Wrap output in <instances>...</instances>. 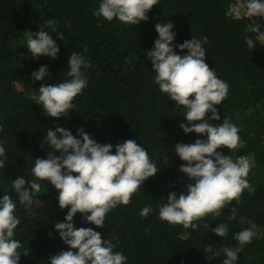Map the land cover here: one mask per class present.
I'll list each match as a JSON object with an SVG mask.
<instances>
[{
    "label": "trees",
    "instance_id": "trees-1",
    "mask_svg": "<svg viewBox=\"0 0 264 264\" xmlns=\"http://www.w3.org/2000/svg\"><path fill=\"white\" fill-rule=\"evenodd\" d=\"M99 2L0 0V142L7 158L0 169V195L7 191L16 202L15 215L20 224L13 238L20 241L18 264H48L50 256L68 250L53 227L67 212V208L58 207L54 187L40 181L41 192L30 207L19 204L11 188L12 179L18 175L26 181L33 179L35 158H45L51 151L42 143L43 137L57 126L71 130L73 136L83 128L101 144L135 140L159 165V171L144 181L128 205H118L106 213L104 226L83 222L79 212L74 217L75 227H91L101 233L102 239L112 240L114 251L127 257L126 264H223L221 249L236 247L233 233L249 227L255 235L238 253L235 264H264V44H260L264 41L258 40V31L252 30L254 24L264 30V18L226 16L232 0H158L147 13V21L131 26L94 15ZM169 21L176 33L174 43L192 36L207 37L203 44L205 62L228 84L227 96L216 105L221 121L213 123L229 119L238 127L241 141L230 152L223 146L217 151L233 159L248 157L246 179L253 189L243 190L239 203L229 202L220 216L207 214L201 218L195 231L186 230L190 233L188 240L178 239L185 231L182 226L170 225L157 215L169 192L179 195L193 182L179 171L186 162L175 154V145L199 138L180 129L179 124L186 123L184 116L154 84L151 62L146 57L157 38L155 24ZM42 24L59 47L55 59L44 55L32 58L24 46L29 32L38 31ZM57 32L63 39H57ZM249 38L254 41L253 49L246 44ZM71 52L88 63L82 68L87 86L74 98V107L64 117L51 118L42 114L31 97L38 94L41 83L70 79L67 61ZM41 65L47 66L48 75L34 81L32 72ZM146 204L153 211L142 218L138 213ZM233 207L236 216L229 220ZM223 222L228 223V234L216 237L211 229ZM208 245L216 254L210 260L206 256L212 253L203 251Z\"/></svg>",
    "mask_w": 264,
    "mask_h": 264
},
{
    "label": "clouds",
    "instance_id": "clouds-1",
    "mask_svg": "<svg viewBox=\"0 0 264 264\" xmlns=\"http://www.w3.org/2000/svg\"><path fill=\"white\" fill-rule=\"evenodd\" d=\"M158 0H100L94 15L107 21L114 18L126 25H137L147 21L149 10ZM226 16L234 19L244 17L264 18V0H232ZM51 21L47 24L51 25ZM172 22L156 23L157 38L153 47L146 51L154 73L153 82L159 91L180 108L186 123L179 124L185 135L196 134L199 138L193 143H177L174 152L183 163L179 171L192 183L177 195L169 192L166 202L158 206L157 215L161 221L170 225H180L185 230L179 240H188L190 233L200 225L198 222L207 214L220 216L221 209L229 202L239 203V196L247 189L252 191L246 179L250 162L247 156L233 159L217 149L226 147L229 152L241 145L238 127L229 119L223 118L216 108L228 94V84L218 78L214 69L205 62L206 51L203 44L207 37H191L182 43H174L176 33ZM258 31V40L264 41V30L254 24ZM29 32V31H28ZM52 32H56L53 28ZM24 46L32 58L41 55L57 58L59 47L53 36L46 30L45 24L38 31L29 32ZM57 39L63 34L57 32ZM248 48H254L253 39H247ZM264 44V43H260ZM184 50H187L184 54ZM87 61L78 53L71 52L67 61V76L70 79L59 83H41L37 93L31 99L41 107L42 114L51 118H61L74 107V98L87 86L82 68ZM48 75L47 66L41 65L32 72L34 81H42ZM191 97V98H189ZM210 113V115H206ZM198 121V123H193ZM71 130L55 127L46 131L43 144L51 151L45 158H35L31 168L33 179L25 180L18 175L11 181V188L17 194L18 202L25 207L33 204L34 197L41 192L40 181H45L56 190L58 207L67 208L63 221L54 222L53 227L68 250L50 256L48 264H126L127 257L120 251H114L112 240L101 237V233L91 227H75L74 217L79 212L85 223L96 227L104 226L105 216L118 205H128L132 195L141 188L149 177L159 171V165L149 157L148 151L135 140L127 139L112 145L101 144L94 140L83 128ZM113 148L115 149L113 152ZM59 153L56 155L55 153ZM5 147L0 142V169L6 164ZM16 202L7 191L0 195V264H18L20 254L17 249L20 241L14 239V230L20 224L15 215ZM153 211L151 205L139 210L144 218ZM233 207L228 219H235ZM209 228L208 224L204 225ZM254 227V225H253ZM216 237H225L229 227L227 222L217 223L211 229ZM255 235L252 227L233 233L238 241L236 247H223V264H235L238 253ZM113 239H116L114 236ZM75 250V251H73ZM206 259L216 256L213 247L203 250Z\"/></svg>",
    "mask_w": 264,
    "mask_h": 264
}]
</instances>
